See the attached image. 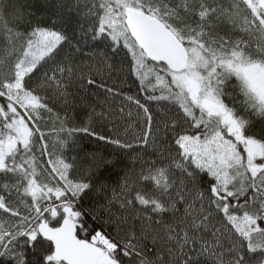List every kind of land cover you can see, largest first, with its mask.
<instances>
[{"label": "snow or ice", "instance_id": "6c2138e0", "mask_svg": "<svg viewBox=\"0 0 264 264\" xmlns=\"http://www.w3.org/2000/svg\"><path fill=\"white\" fill-rule=\"evenodd\" d=\"M46 6L0 0V264H264V0Z\"/></svg>", "mask_w": 264, "mask_h": 264}, {"label": "trees", "instance_id": "16d2710c", "mask_svg": "<svg viewBox=\"0 0 264 264\" xmlns=\"http://www.w3.org/2000/svg\"><path fill=\"white\" fill-rule=\"evenodd\" d=\"M21 4H24L28 7L31 8V10L36 14L33 19L38 18L40 15L42 14H46L47 11V6H46V0H20ZM28 8H25V11H27ZM116 62L119 63L121 61L124 60V54L121 53L120 56L115 58ZM124 90L125 91H129L132 93L136 92V86L133 83V78H129L125 85H124ZM81 144L84 148V153H92V152H96V153H100L103 154L104 156L108 157L110 156V154L112 153V148L109 145H105L102 142L97 143L95 141H92L90 139H88L87 137H85L82 141ZM84 153H81V155H83ZM116 164L113 165V172L114 173H118L119 169L123 166L121 163V158L119 156V154H116ZM113 179H115V175H113L112 177Z\"/></svg>", "mask_w": 264, "mask_h": 264}]
</instances>
